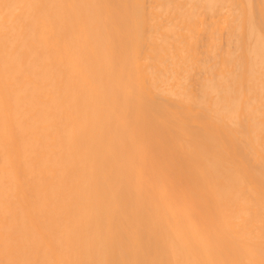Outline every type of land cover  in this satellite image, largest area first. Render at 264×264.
Segmentation results:
<instances>
[{"label":"bare ground","instance_id":"bare-ground-1","mask_svg":"<svg viewBox=\"0 0 264 264\" xmlns=\"http://www.w3.org/2000/svg\"><path fill=\"white\" fill-rule=\"evenodd\" d=\"M0 264H264V0H0Z\"/></svg>","mask_w":264,"mask_h":264}]
</instances>
